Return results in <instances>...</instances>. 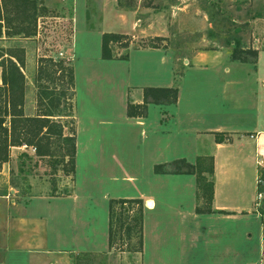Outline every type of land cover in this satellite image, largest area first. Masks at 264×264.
Listing matches in <instances>:
<instances>
[{
	"label": "crops",
	"instance_id": "crops-1",
	"mask_svg": "<svg viewBox=\"0 0 264 264\" xmlns=\"http://www.w3.org/2000/svg\"><path fill=\"white\" fill-rule=\"evenodd\" d=\"M91 4L71 0L63 54L72 70L75 146L73 174L62 175L67 192L39 194L32 185L30 195L15 196L8 176L24 150L10 149L0 167V264H66L70 255L106 253L111 199L143 204L140 264H264V49L241 63L226 51L175 59L170 46L136 44L125 60H102L103 33L165 45L170 17L98 0L94 18ZM175 60L183 65L175 103L146 104L143 117H127V104H142V89L173 87ZM205 157L212 166L211 212L196 214L194 175L170 174L169 165ZM158 165L164 173H153Z\"/></svg>",
	"mask_w": 264,
	"mask_h": 264
},
{
	"label": "trees",
	"instance_id": "trees-1",
	"mask_svg": "<svg viewBox=\"0 0 264 264\" xmlns=\"http://www.w3.org/2000/svg\"><path fill=\"white\" fill-rule=\"evenodd\" d=\"M41 0H12L10 11L4 14L5 6L0 1V39H8L13 35L21 36L24 39L35 37L36 5ZM40 11L45 12L44 7ZM70 14H68L70 18ZM9 16L18 19V24L12 29L8 25ZM25 23V25H23ZM160 41V39H153ZM69 42V40H68ZM129 38L124 35L103 33L100 39V58L102 60L121 59L125 60L129 45ZM234 42V41H233ZM237 42H234L236 44ZM148 44V47L156 48L157 45ZM124 50L119 56L113 55V47ZM256 56L253 49H238L237 44L230 53L232 61L241 63L248 62ZM63 62L54 63L50 58L40 57L35 62L36 79L32 83L36 85V104L41 106L33 115L24 113L25 103V78L22 73L24 66L23 51L21 49H0V167L10 160V149L23 147V152L16 155L17 170L23 164L21 159H28L29 155L39 160H46L50 168L58 167L65 176L73 174V159L75 153L74 131L72 128L71 100L73 95L72 70ZM180 71L174 73V85L171 88H147L142 89V104L126 106L127 117H143L146 104H173L176 101L177 84ZM57 77H54V76ZM46 82L63 81L64 86L59 91L49 89L40 84L41 80ZM34 87V86H33ZM62 120H69V130L64 132L65 125ZM33 152L30 154L29 150ZM29 154V155H28ZM208 161V168L205 169L203 161ZM15 161V160H14ZM182 166L184 170L176 167ZM170 174H189L195 177L196 207L194 213H210V201L212 197V166L211 160L197 158L194 165L185 163L184 160H177L170 163ZM163 166H154V174H162ZM210 181H207L205 175ZM200 192V194H199ZM60 194H51L55 196ZM201 197L205 208L199 209L198 199ZM142 202L139 199H111L107 205V246L108 250L114 243L115 232H122L126 239L132 234L137 236L139 253L142 247ZM132 212V216H129Z\"/></svg>",
	"mask_w": 264,
	"mask_h": 264
},
{
	"label": "rangeland",
	"instance_id": "rangeland-1",
	"mask_svg": "<svg viewBox=\"0 0 264 264\" xmlns=\"http://www.w3.org/2000/svg\"><path fill=\"white\" fill-rule=\"evenodd\" d=\"M3 1L5 6L4 14L10 11L12 0ZM39 0H36L38 2ZM90 12L97 14L98 0H90ZM128 5L135 4L147 8L154 12H162L170 17V34L165 38L166 44H160L159 40H151L144 43H129L128 47L144 46L148 44L159 45L160 47L173 50L175 59L183 57L188 58L196 52L206 53L209 55L213 51H226L231 53L237 44L238 49H264V0H120ZM36 5V16L41 17L40 23H43L33 39H24L21 36L13 35L11 38L0 39V49H21L23 51L24 66L22 73L25 78V112L28 115L35 114L41 106L36 104L37 89L33 80L36 79L35 62L42 56L50 58L54 63L57 61L64 62L63 54L68 48V40L70 37V20L68 14L71 13V0L64 2L60 0H44ZM40 7H44L45 12L40 11ZM182 9V10H178ZM180 11V16L171 14V11ZM150 11V12H151ZM149 12V13H150ZM94 15V18L97 15ZM172 15V16H170ZM63 17L66 20L53 24L52 17ZM8 25L12 29L19 22L14 16H9ZM89 22H92L91 16H88ZM36 23V20H35ZM25 25V23L23 24ZM36 31V29H35ZM173 36H170L172 35ZM237 42L234 44V42ZM82 44H78V50L83 49ZM89 51L92 45L87 46ZM58 53L62 54V58L58 57ZM124 50L113 47V55L123 54ZM89 54H92L91 52ZM264 55V54H263ZM262 59L264 56H261ZM248 60L249 57H247ZM182 63L175 60L174 71L178 72ZM115 72L119 68L117 65L110 66ZM264 76V74H263ZM262 76V77H263ZM54 77H57L56 75ZM180 79V77H179ZM63 81L46 82L44 79L40 81L42 86L59 91L64 86ZM179 82V80H178ZM34 86V87H33ZM108 97V96H107ZM109 98V97H108ZM110 99V98H109ZM113 106V104H109ZM37 108V109H36ZM109 112L112 110H108ZM65 125V132L69 130V120H62ZM138 144L134 143V147ZM22 153V152H21ZM20 152L18 154H21ZM29 155V154H28ZM136 160H140V153L135 150ZM30 160L21 159L20 164L23 166L17 170V159L9 171L8 182L15 196L30 195V189L33 185V192L43 193L45 195L64 194L67 189L62 188L64 179L63 173L58 167L50 168L46 164V160H39L29 155ZM204 159V158H203ZM205 159H207L205 157ZM142 160V158H141ZM203 167L208 168V161H203ZM177 168L184 170V167L176 165ZM171 169V168H170ZM248 176V174H247ZM205 178L210 181L206 174ZM123 181V180H121ZM46 184V188H43ZM120 184H122L120 182ZM200 194V192H199ZM199 209H204L203 199H198ZM143 208V205H142ZM129 212V216H132ZM264 216V215H263ZM66 264H140V253L137 246V236L132 234L130 239H126L122 232H115L114 243L112 248L106 253L101 254H83L70 255Z\"/></svg>",
	"mask_w": 264,
	"mask_h": 264
},
{
	"label": "built area",
	"instance_id": "built-area-1",
	"mask_svg": "<svg viewBox=\"0 0 264 264\" xmlns=\"http://www.w3.org/2000/svg\"><path fill=\"white\" fill-rule=\"evenodd\" d=\"M60 1L64 2V1H66V0H60ZM40 19H41V17H38V18L36 19V23H35V29H36V31H35V35H38L39 28H40V26L43 24V23H40ZM51 19H52V21L54 22L53 24L58 23L59 21H62V20H66V18H63V17H60V16L52 17ZM69 20H70V18H69ZM57 55H58V57L62 58V57H61V56H62L61 53H58ZM62 59H63V58H62ZM64 62H66V59H64ZM20 148L23 149V147H20ZM29 152L32 153L33 150L30 149ZM257 165L259 166V164H257ZM263 170H264V169H263ZM260 184H261V181L259 180V177L256 176V179H255V186H258V185H260ZM254 199H255V202H254V209H255V213H257L256 210H257V208L259 207V201L262 199V195H261V193H260L259 191H257V190H256V192H255V197H254ZM261 224L264 225V221H262Z\"/></svg>",
	"mask_w": 264,
	"mask_h": 264
},
{
	"label": "water",
	"instance_id": "water-1",
	"mask_svg": "<svg viewBox=\"0 0 264 264\" xmlns=\"http://www.w3.org/2000/svg\"><path fill=\"white\" fill-rule=\"evenodd\" d=\"M145 206H149V203H146Z\"/></svg>",
	"mask_w": 264,
	"mask_h": 264
}]
</instances>
